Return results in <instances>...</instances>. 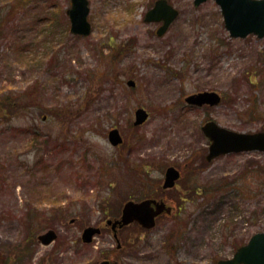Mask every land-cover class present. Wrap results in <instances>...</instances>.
I'll list each match as a JSON object with an SVG mask.
<instances>
[{"label":"rangeland","instance_id":"1","mask_svg":"<svg viewBox=\"0 0 264 264\" xmlns=\"http://www.w3.org/2000/svg\"><path fill=\"white\" fill-rule=\"evenodd\" d=\"M154 2L89 0L81 36L70 0H0V264L101 260L116 245L106 219L127 199L163 198L172 212L118 230L121 264H218L264 230V151L208 161L201 130L208 119L264 130V36L231 37L215 0H168L179 14L158 35L144 20ZM200 90L221 102L185 103ZM139 106L149 117L133 125ZM170 132L185 140L172 148ZM169 165L180 177L163 189ZM88 225L103 229L87 244Z\"/></svg>","mask_w":264,"mask_h":264},{"label":"water","instance_id":"2","mask_svg":"<svg viewBox=\"0 0 264 264\" xmlns=\"http://www.w3.org/2000/svg\"><path fill=\"white\" fill-rule=\"evenodd\" d=\"M205 0H194L197 6ZM220 6L224 17L225 27L229 30L232 37H244L249 33H254L258 37L264 36V0H215ZM70 7L67 14L70 20V31L73 34L87 36L91 33V24L87 15L89 12L88 0H70ZM178 11L170 5L167 0H156L153 7L145 14L146 21H160L163 24L158 27L157 33L162 34ZM129 85H133V80H128ZM185 101L195 105H215L220 101V95L213 90H204L191 93L185 97ZM134 125L145 121L148 114L142 107L134 111ZM203 132L210 138L209 152L206 155L207 160L213 157L227 153L239 152L244 150H262L264 151V131L244 133L237 132L226 127L218 125L215 121H207L202 125ZM108 140L112 145L122 142V137L117 128L108 131ZM179 177V171L174 166H169L165 170L163 188L174 185ZM169 213L171 207L165 202L153 198H145L140 201L128 200L124 203L122 213L119 219L112 223L114 229L116 225L123 226L134 220L138 221L143 227H152L155 224V217L162 212ZM99 232V228L88 226L83 231V239L90 241L91 237ZM56 237L53 229L40 234L38 239L43 244L50 243ZM103 264H109L103 261ZM219 264H264V231H259L250 236L248 241L239 246L231 258L219 260Z\"/></svg>","mask_w":264,"mask_h":264},{"label":"flooded vegetation","instance_id":"3","mask_svg":"<svg viewBox=\"0 0 264 264\" xmlns=\"http://www.w3.org/2000/svg\"><path fill=\"white\" fill-rule=\"evenodd\" d=\"M162 199V198H161ZM103 226H101V232H102ZM116 245L111 249L109 253L104 255V257L101 258L99 261L90 262L89 264H102V261L108 260L110 264H121L119 262V255L121 253V250L124 247V244L121 241L120 236L117 233V238H115Z\"/></svg>","mask_w":264,"mask_h":264},{"label":"bare ground","instance_id":"4","mask_svg":"<svg viewBox=\"0 0 264 264\" xmlns=\"http://www.w3.org/2000/svg\"><path fill=\"white\" fill-rule=\"evenodd\" d=\"M165 137L168 141L171 142V144H173L172 148L175 146L176 143L185 140L183 135H181L180 133H176V132H170Z\"/></svg>","mask_w":264,"mask_h":264},{"label":"trees","instance_id":"5","mask_svg":"<svg viewBox=\"0 0 264 264\" xmlns=\"http://www.w3.org/2000/svg\"><path fill=\"white\" fill-rule=\"evenodd\" d=\"M1 264H2V262H1ZM4 264V263H3Z\"/></svg>","mask_w":264,"mask_h":264}]
</instances>
